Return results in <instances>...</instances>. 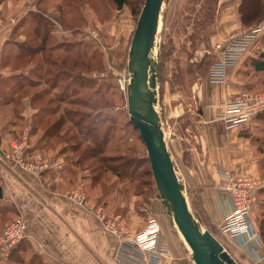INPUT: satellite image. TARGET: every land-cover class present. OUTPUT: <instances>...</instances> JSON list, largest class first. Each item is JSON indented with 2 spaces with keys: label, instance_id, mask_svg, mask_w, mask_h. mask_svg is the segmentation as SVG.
<instances>
[{
  "label": "rangeland",
  "instance_id": "374dc122",
  "mask_svg": "<svg viewBox=\"0 0 264 264\" xmlns=\"http://www.w3.org/2000/svg\"><path fill=\"white\" fill-rule=\"evenodd\" d=\"M228 1H231L233 16L240 21L241 0ZM223 3L224 0L163 2L153 52L158 66L157 112L167 143L173 115L182 110H200L195 94L205 82L213 58L215 60L212 45L218 35L227 30L220 25L221 11L225 10ZM143 4L144 0H129L117 10L112 0H0V13L16 33L3 50L2 65L9 75L1 81L0 108L8 105L4 100H12L9 105L16 116L17 130H10V144L29 142L31 131L37 128L41 135L38 140L58 145L59 154L68 162L75 159L80 164L83 180L91 182L90 176L97 178L98 195L108 189L114 172L129 183L133 181L130 188L143 192L148 201L158 193L145 160V146L128 121L126 104L127 56ZM131 9L138 10V14H133ZM36 25L40 26L37 39L30 42ZM44 38L43 52L34 57L20 54L22 43L27 41V48L33 49ZM45 55L47 60L37 71L36 63ZM251 55L241 59L246 64L242 71L253 72L256 58L254 53ZM27 112L34 113V118L21 116ZM197 117L195 115V119ZM98 146H103L101 154L97 153ZM26 150L23 145V154ZM118 183L112 187L117 188ZM184 194L188 200L185 190ZM261 201L258 196L252 207L257 219L261 213L256 207ZM165 212L164 209L162 216L172 230ZM6 225L0 229V235ZM119 225L120 220L115 221L116 229ZM114 237L117 246L118 240ZM215 237L236 263L252 264L245 249L230 243L224 236ZM9 259L4 264H9Z\"/></svg>",
  "mask_w": 264,
  "mask_h": 264
},
{
  "label": "crops",
  "instance_id": "0c3cea01",
  "mask_svg": "<svg viewBox=\"0 0 264 264\" xmlns=\"http://www.w3.org/2000/svg\"><path fill=\"white\" fill-rule=\"evenodd\" d=\"M230 7L231 1L224 0L225 10L221 11L223 19L219 24L227 30L218 35L213 45L225 43L232 33L243 27ZM15 34L1 12L0 82L9 75L1 66L3 50ZM257 46L241 59L252 56L251 53L255 58L262 57L264 37L259 39ZM241 59L228 70L225 84L211 85L205 80L199 85L195 102L200 110L177 111L170 121L169 143L164 138L179 182L187 193L188 206L202 217L203 228L212 235H221L220 226L231 210L229 193L220 190L223 183L217 171L225 169L233 175L264 177V113L231 130H225L217 118L219 105L235 99L243 88L264 89V73L242 71L246 64ZM21 116L28 119L35 114L27 112ZM15 120L9 104L0 108L2 155L12 153L8 138L11 129L17 130ZM36 129L33 128L30 141L26 142L27 150L22 160L24 164L45 165L47 169L40 172L24 169L15 161L2 160L0 154V229L18 218L25 225L23 239L12 251L9 264H114L116 239L105 230V222L113 221L114 217H118L120 225L126 226L130 233L142 230L149 218H155L169 248V254L159 264H194L175 229L172 231L166 225L162 216L165 207L158 194L146 201L143 192L130 188L133 181L130 184L119 175L123 179L120 182L118 175L113 173L108 189L98 195L95 177L90 176L91 182L83 180L80 164L75 159L68 162L59 154L58 145L38 140L41 135ZM118 181L119 190L112 187ZM79 195L83 197L80 203L77 202ZM258 196L262 198L256 207L257 212L260 210V218L253 215V208L251 210L255 235L251 247L254 251L257 248L258 253L245 249L252 264H264V233L260 231L264 227V192L260 191Z\"/></svg>",
  "mask_w": 264,
  "mask_h": 264
},
{
  "label": "built area",
  "instance_id": "2783aa9c",
  "mask_svg": "<svg viewBox=\"0 0 264 264\" xmlns=\"http://www.w3.org/2000/svg\"><path fill=\"white\" fill-rule=\"evenodd\" d=\"M264 34V19L257 25L232 33L225 43L213 45L215 60L208 69L206 81L211 85H223L227 72L250 51ZM264 113V91L241 92L235 99L221 103L217 112L218 121L225 130H231L248 124L254 117ZM23 145L12 144V153L3 154L4 161L12 160L24 169L40 172L47 169L45 165L24 164ZM217 174L222 180L220 190L229 193L231 210L225 215L220 226V233L229 241L243 249H250L255 239L251 223V210L256 203L258 191L264 189V177L252 178L240 174L233 175L225 169H219ZM77 202L83 201L79 195ZM115 221L105 222V230L116 236L118 243L113 254L115 264H159L160 260L169 254V248L164 243L160 225L155 218H149L145 227L135 233H130L126 226L115 228ZM25 225L18 218L6 225L0 235V264H4L10 252L22 241Z\"/></svg>",
  "mask_w": 264,
  "mask_h": 264
},
{
  "label": "water",
  "instance_id": "95a60500",
  "mask_svg": "<svg viewBox=\"0 0 264 264\" xmlns=\"http://www.w3.org/2000/svg\"><path fill=\"white\" fill-rule=\"evenodd\" d=\"M163 2L144 0L133 32L126 67L130 75L126 87L128 121L145 146L146 159L158 196L167 214H173L174 225L191 251L192 262L238 264L208 230L201 229L200 219L191 212L165 145L160 118L154 108L158 102V66L152 58V51Z\"/></svg>",
  "mask_w": 264,
  "mask_h": 264
},
{
  "label": "trees",
  "instance_id": "16d2710c",
  "mask_svg": "<svg viewBox=\"0 0 264 264\" xmlns=\"http://www.w3.org/2000/svg\"><path fill=\"white\" fill-rule=\"evenodd\" d=\"M262 0H241V3L238 7V12H239V16H240V22L241 24L243 25V27H249V26H253V25H256L258 22H260L261 20L264 19V7H263V3L261 2ZM113 4L115 5L116 9L117 10H120L123 8V6L127 5L129 3V0H112ZM264 2V1H263ZM249 5V6H248ZM246 6H248L247 10H246ZM131 12L133 14H138V10L136 11L135 9H131ZM41 17H40V21H41ZM40 29V26L36 25L33 29L34 31V35L32 37V39H30V42H35V40L37 39V35H36V32H38ZM46 35H47V32H46ZM44 37V36H43ZM262 37H264V34L262 35ZM261 37V38H262ZM45 41V38L42 39L41 41V44L38 45L36 48H33V49H29L27 48L28 45H26L25 43L27 42H24L22 43L20 46H19V51H20V54H25L26 56H36L37 54H39L40 52H43L44 51V45H43V42ZM8 44V42L6 43V45ZM5 45V46H6ZM15 46V45H14ZM53 50L49 49V52H52ZM66 53H69L70 51H65ZM4 54V53H3ZM47 60V56H42L40 58V60L38 59L37 63H36V69L38 71L41 70L42 68H40L39 66L41 65L42 66V63L44 64ZM214 61V58L211 62V64L213 63ZM253 71L254 72H263L264 73V55L262 57H258L256 58V60H253ZM211 64L209 65V67L211 66ZM1 66L4 68V66L2 65L1 63ZM208 67V69H209ZM208 69H207V72H208ZM207 72H206V76H207ZM206 78V77H205ZM2 82H0V85H1ZM9 88V87H8ZM259 91H264V89H254L252 87H247V88H243V90L241 92H259ZM3 100V99H2ZM5 102H7V104L9 103H12L11 99L9 100H4ZM140 139V138H139ZM104 145L106 146V143H107V140L105 139L104 140ZM103 145V146H104ZM101 146V145H100ZM98 146V149H97V153H102L103 151V146L100 147ZM147 161V159H145ZM148 162V161H147ZM113 172V170L111 171ZM151 172V171H150ZM114 173V172H113ZM114 174H117L118 173H114ZM120 175V174H119ZM118 175V176H119ZM92 177H95V176H92ZM94 182H97V178L95 177L94 179ZM264 191V189H261L260 191ZM258 191V193L260 192ZM201 221H202V217L196 213H194ZM264 227H262V229L260 230L261 233L263 234L264 233ZM215 236V235H213ZM216 238V237H215ZM217 239V238H216ZM218 240V239H217ZM219 241V240H218ZM14 250V249H13ZM12 250V251H13ZM11 251V253H12ZM11 256V255H10Z\"/></svg>",
  "mask_w": 264,
  "mask_h": 264
},
{
  "label": "bare ground",
  "instance_id": "6f19581e",
  "mask_svg": "<svg viewBox=\"0 0 264 264\" xmlns=\"http://www.w3.org/2000/svg\"><path fill=\"white\" fill-rule=\"evenodd\" d=\"M159 25H160V17H159ZM158 31H159V27H158V29H157ZM158 33V32H157ZM152 58H153V60L155 61V62H157L156 61V56H155V54H154V52L152 51ZM157 72V71H156ZM129 78H130V75H128V82H129ZM157 82H158V77H157ZM156 94L158 95V93H157V86H156ZM157 95H156V97H157ZM158 103V102H157ZM157 103H156V105H155V111L157 112ZM158 113V112H157ZM166 145V144H165ZM183 195L185 196V194H184V192H183ZM186 198V197H185ZM165 209V208H164ZM165 211H166V215H167V217L169 218V220H170V222L172 223V225H173V228L176 230V232L178 233V235H179V237L181 238V240L184 242V240H183V238H182V236H181V234L179 233V231L176 229V225H174V221H173V214L171 213L170 214V216L167 214V210L165 209ZM197 221V220H196ZM200 227H201V229H203L202 228V226L200 225ZM218 241V240H217ZM185 243V242H184ZM186 245V244H185ZM186 247H187V249H188V251H189V253L191 254V251L189 250V248H188V246L186 245Z\"/></svg>",
  "mask_w": 264,
  "mask_h": 264
}]
</instances>
